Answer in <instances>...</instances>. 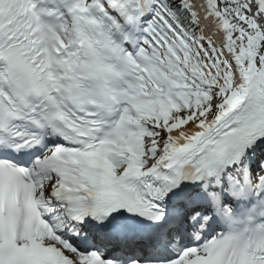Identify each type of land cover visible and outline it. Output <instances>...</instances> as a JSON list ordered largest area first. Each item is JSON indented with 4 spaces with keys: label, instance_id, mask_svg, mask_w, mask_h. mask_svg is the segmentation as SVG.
<instances>
[{
    "label": "snow or ice",
    "instance_id": "obj_1",
    "mask_svg": "<svg viewBox=\"0 0 264 264\" xmlns=\"http://www.w3.org/2000/svg\"><path fill=\"white\" fill-rule=\"evenodd\" d=\"M0 264H264V0H0Z\"/></svg>",
    "mask_w": 264,
    "mask_h": 264
}]
</instances>
